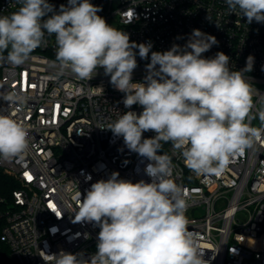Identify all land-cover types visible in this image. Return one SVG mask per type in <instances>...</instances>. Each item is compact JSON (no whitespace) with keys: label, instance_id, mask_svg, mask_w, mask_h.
<instances>
[{"label":"built area","instance_id":"2783aa9c","mask_svg":"<svg viewBox=\"0 0 264 264\" xmlns=\"http://www.w3.org/2000/svg\"><path fill=\"white\" fill-rule=\"evenodd\" d=\"M48 2L58 11L68 0ZM90 2L102 8L97 14L108 24L129 33L131 41L151 42L152 51L184 46L192 30L199 29L218 41L202 54L205 58L223 52L231 58L230 67L239 71L253 56V70L245 75L264 94V23L249 24L239 13L231 14L226 0H134L137 18L121 14L132 7V0ZM19 6L16 0H0V15ZM56 48L54 35L46 36V43L23 65L0 60V93L27 97L21 107L4 101L0 107L25 124L30 136L25 154L0 159V180L9 179L3 182L4 190L0 187V264H45L44 252H83L87 258L96 251L100 229L94 223L74 222L76 193L80 191L82 199L92 183L114 171L133 183L151 182L145 168L154 161L129 151L122 136L105 129L117 111L139 114L143 109H126L124 94L110 84L102 68L90 81L62 69ZM136 59L133 82H141L150 54L148 60L138 54ZM253 99L259 107V97ZM251 126L261 128L259 119ZM154 135L143 133L144 138ZM159 154L170 157L172 178L186 190L188 227L205 250L207 264H264V173L259 171L264 168V134L221 177L191 172L170 142H162Z\"/></svg>","mask_w":264,"mask_h":264},{"label":"clouds","instance_id":"9594fccd","mask_svg":"<svg viewBox=\"0 0 264 264\" xmlns=\"http://www.w3.org/2000/svg\"><path fill=\"white\" fill-rule=\"evenodd\" d=\"M16 3V11L0 15V60L23 65L46 43V36L54 35L62 69L90 81L102 68L110 84L124 94V107L143 109L139 114L116 110V120L105 129L122 136L129 151L154 161L145 168L151 182L133 183L114 171L92 183L82 199L78 191L74 222L99 227L96 251L87 258L83 252H44L45 264H207L205 250L188 227L186 190L172 178L170 157L159 154L161 144L170 142L194 174L215 177L252 149L264 134V94L245 75L253 70L254 57L250 55L239 71L230 67L231 58L223 52L205 58L202 54L218 41L199 29L192 30L184 46L152 51L151 42L138 44L108 24L97 14L102 8L90 0H68L58 11L48 0ZM226 4L247 23H264V0ZM135 6L132 0V7L121 14L137 18ZM137 54L143 60L150 54L141 82H133ZM97 89L104 91L102 86ZM0 101L21 107L27 97L11 91L0 93ZM4 113L0 107V159L8 160L28 151L30 136L25 124ZM257 118L259 129L251 126ZM147 131L155 135L144 138ZM259 171L264 173V168Z\"/></svg>","mask_w":264,"mask_h":264},{"label":"trees","instance_id":"16d2710c","mask_svg":"<svg viewBox=\"0 0 264 264\" xmlns=\"http://www.w3.org/2000/svg\"><path fill=\"white\" fill-rule=\"evenodd\" d=\"M2 178H3V179L0 180V185H1L0 187H1V189L4 190V188L2 187V185H4L3 182H4V181H6V182L9 181V179H8L7 177H6V178H5V177H2Z\"/></svg>","mask_w":264,"mask_h":264},{"label":"snow or ice","instance_id":"6c2138e0","mask_svg":"<svg viewBox=\"0 0 264 264\" xmlns=\"http://www.w3.org/2000/svg\"><path fill=\"white\" fill-rule=\"evenodd\" d=\"M29 178H31V177H29Z\"/></svg>","mask_w":264,"mask_h":264}]
</instances>
